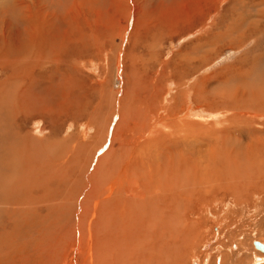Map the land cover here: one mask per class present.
<instances>
[{
  "label": "rangeland",
  "instance_id": "1",
  "mask_svg": "<svg viewBox=\"0 0 264 264\" xmlns=\"http://www.w3.org/2000/svg\"><path fill=\"white\" fill-rule=\"evenodd\" d=\"M262 13L264 14V0H0V80L9 79V75L14 70L12 67L16 66L15 60L19 59L24 70H28L26 83L23 82L22 85L25 90L28 89L26 94L31 96L29 102L34 107V111L37 108L41 110L36 115L26 116V112L16 104L17 108L14 112L16 117L13 120H3V118L2 123L8 125L9 131L20 132L21 129L24 132L31 133L32 131L29 136L32 138L36 136L35 138L39 141L49 140L55 135L54 138L59 141L64 142L67 138L69 147H76L79 144L81 146L75 156L65 154L64 147L48 146L50 147L49 154L54 155L53 158L58 160V167L62 171L54 170V172H59L61 175L52 176L53 170L49 171V166L42 172L47 183L42 187L41 178L37 177V180L36 178L32 180L30 190L20 187V183L13 179L20 188L6 200L7 196L2 188L10 183V174H17L18 180L23 181L24 179L20 163H17V160L21 158L13 159L9 155V165L4 167L5 169L0 168L2 173H0V197L4 199L0 200V234L17 235L18 239L14 240L17 245L19 241H22L20 236L23 231L13 230V227L19 225L26 229L29 215H34L41 209L43 210L40 211V213L43 212L41 215L36 213L38 217H42L41 220L45 218V223L41 222L42 226L40 225L41 234L44 235L41 237L52 234L55 229L58 232L60 230L71 232V228H74L72 218L64 220L59 225L60 218L57 217H60L58 215L61 211V214H64L62 217L68 216L69 218V215L73 213L72 207L76 208L77 203L75 202H79L76 201L78 195H81V192L83 194V190L87 187H91L86 185L94 184H91L90 179L86 177V173L91 175L89 170L92 167L87 165L93 163L94 159L101 158L102 160H99L101 163H106L108 160L111 163L126 160L129 161L130 166L132 164L130 161L133 162V159L139 156L144 161L151 160V166L157 165L155 173H158L161 171L158 168L165 169L163 163L165 156L178 158L180 154H184L185 159L190 161H203V172L198 171L196 174L204 179L208 171L206 170V164H208L206 159H210L208 147L215 146L217 147L216 153H218L216 159L210 162L212 165L216 162L222 165L221 171H223L221 174L217 171H208V173H215L212 179V184L215 183V198L210 201L211 197L204 195V207V204L198 207L190 200L188 210L182 213V220L184 219L188 224L197 223L199 220L203 224L200 230L201 235L195 238L197 233L194 229L187 231L184 235L186 240L194 236L187 244L189 249L185 247L187 249L185 252L181 250L177 256L173 254V263L203 264L206 260V264H215L214 261L219 263L217 257L223 255L227 256L225 264H264V254L253 246V242L264 245V144H262L264 143V118L256 119L257 122L252 118L247 122L235 123L234 125H237L240 130L236 132L237 134L223 133L230 131L231 126H234L230 118L234 111L237 112L238 108H243V106L230 105L231 110L222 106L224 101L240 100L236 97L237 93L249 92V89L245 87L237 91V87H234L237 83L232 80H238L241 77H244L245 81L250 80L248 75L251 74L252 67L248 66L249 62L243 60L247 58L253 62L255 55L252 53L253 46H259L254 44L253 38H248V29L251 28L252 22L257 21L256 16H262L263 20L261 21L260 18L259 20L263 31L259 37L263 36L264 39V15ZM236 18L240 23H235ZM233 24H236L239 29ZM236 34H239L240 38L236 37L239 36ZM216 35L220 37L222 35L227 44L222 42V45L219 41L220 44L216 43L218 45L214 44L208 48L207 41L212 40L213 37L214 41ZM235 38H239L242 42ZM194 48H200V50L195 51ZM205 49L206 53L211 54H206ZM30 55L36 56L35 59L34 57L31 59ZM204 56L209 60L207 64L205 62L202 66L196 64V61H202ZM198 65L201 67L200 70ZM236 68L240 72L236 71ZM245 70L249 71L245 73ZM260 71L258 75L262 77V71ZM239 73L240 76H237ZM215 74L219 77L202 83ZM120 81L121 84H119ZM219 81L221 83H217ZM249 82L251 83L246 86L252 85V80ZM205 84L206 86L201 87ZM228 92L230 94L232 92L234 96ZM187 93H190L189 96ZM0 94H2L1 89ZM10 94L11 92L0 96L2 99L0 107L5 99L10 98ZM225 94L230 95L229 98ZM198 98H202L200 102ZM251 108L254 107L251 106ZM251 110L253 112V109ZM121 111L125 112L117 113ZM129 111H134L132 112L134 116L143 119L139 120L137 128L133 121L123 123L127 118L126 116L122 118V115ZM41 113L49 114V118L42 116ZM106 120L109 121L108 125ZM116 121L121 126H117ZM122 124L126 126L123 125V127ZM186 124L188 127L201 124L203 131L200 132V129L195 128L192 139L190 129L187 138H184L182 133ZM2 126L5 127L3 124ZM23 131L18 137H21ZM197 132L200 134L197 135L198 137L203 134L202 141L195 136ZM165 136L169 139L165 140ZM178 136L179 138H176ZM8 140L9 145H12V141ZM233 140L239 143L256 142L258 144L259 142L263 145L262 150L257 147V150H243L244 159L249 162L255 161V165L260 170L258 174L255 171H247L244 172L245 175L244 173L243 175H232V181L235 184L231 183L230 176L227 172L225 173L226 164L222 163L225 154L221 149L223 145L230 149L235 142ZM111 141L112 144H110ZM3 144L5 142L0 139V145ZM88 144L90 145L89 152L86 149ZM199 146H201L202 154L199 153ZM82 147H85L84 151ZM2 156L5 157L0 154V164L3 162L1 161ZM48 156V150L42 147L38 155H27L25 159L43 160ZM238 162L244 165V162ZM59 163L67 165L66 168ZM124 166L129 168L127 162ZM244 168L241 166L240 170ZM144 169L143 167L140 173L144 174ZM19 171L22 173L19 174ZM77 171L85 176L79 179L82 175ZM46 174L49 175L48 178ZM77 174L80 176L77 177ZM94 179L97 180V177ZM75 180L84 182H81L82 185L81 183L76 185ZM204 180L207 181L208 178L205 176ZM106 183L108 179L104 176L102 188H107ZM219 185L226 186L228 189L220 190ZM27 199L30 200L27 202ZM18 202L26 203L24 206H18L16 204ZM48 203L53 205L50 210V204L47 207ZM54 204L59 207L53 208ZM173 207L171 213L176 209L175 206ZM7 208L13 211L11 217H7V214L3 212ZM45 209L46 211L48 209V212L44 213ZM68 212L71 213L68 214ZM53 215L55 217H52ZM48 218L50 221L47 220ZM56 222L59 223L55 224ZM35 238L38 241L41 240L39 244L36 241L32 248L25 251L21 246L13 250L9 242L4 240L8 237L0 236V264H41L42 260H44L43 264H55L54 260L48 263V255L55 252L62 244L56 240L49 241L50 238H48L45 244L52 250L47 253L41 244L44 240L39 239L36 234ZM73 251L74 249L69 252L65 251L70 261L75 252ZM99 255V252H93L89 262ZM63 257H56V263H61ZM169 262H171L170 258L161 260V264Z\"/></svg>",
  "mask_w": 264,
  "mask_h": 264
},
{
  "label": "bare ground",
  "instance_id": "2",
  "mask_svg": "<svg viewBox=\"0 0 264 264\" xmlns=\"http://www.w3.org/2000/svg\"><path fill=\"white\" fill-rule=\"evenodd\" d=\"M248 15H250V14H248ZM247 17H249V16H247ZM259 18L261 19V21L263 20L262 16H256L257 21L252 22L251 28L248 29L249 34L247 33L248 38H253L254 44H257L259 47H257L255 45V47L253 46L254 49L253 50L251 49L252 53L255 54V55L253 54L254 55L253 62L249 61L247 58H245L243 60L244 62H249L250 65H248V66L252 67L251 74L250 75L247 74L250 77L249 81L252 80V85L246 86L248 83H251V82L245 81L244 77H241L238 80H232V82L237 83V85L234 86V87H237L236 88L237 91L239 89L241 90V88L243 89V87H245V89H249V92L243 91V92L237 93L236 97L239 98L240 100H237V101L230 100V101H224L222 103V106L224 108H227V107L229 108L230 105H236L237 107L243 106L244 109L241 107L240 109L238 108L237 112H235V111L233 112L232 117L230 118L231 120H233L232 121L233 125L235 123L247 122V121L251 120L252 118L255 119V122H257L256 119L264 118V109H263L264 108V39H263V36L259 37V36H261L260 34H262V31H263V29L260 28L261 21L259 20ZM249 19H251V18H249ZM245 20L246 19H244V21ZM236 21L237 22H235V23L239 22L237 20V18H236ZM249 21L251 22V20H249ZM250 22H248V23H250ZM233 25H236V24H233ZM249 25H247V26H249ZM228 29H229V27H228ZM238 29H239V27H238ZM242 29L244 31V28H242ZM245 30H247V29L245 28ZM230 31H231V29H230ZM227 33H228V31H227ZM232 35H233V33H232ZM236 35H239V34H236ZM213 36L215 37V35H213ZM226 37H228V35ZM236 37L240 38V35L236 36ZM213 38H211L212 40L207 41L208 45H206V46L208 48L211 47L212 45L218 43L219 41L221 42V44H222V42H225V44H227L226 43L227 41L224 40L222 35H221V37L216 35V39H214V41H213ZM239 38H235V39H238V41H239ZM257 40H258V42H257ZM239 42H242V41H239ZM218 44H220V43H218ZM218 44H216V45H218ZM241 46H242V44H241ZM221 47H223V46H221ZM235 47H237V45H235ZM202 48H201V50H202ZM194 50L195 51L200 50V48H194ZM202 51H204V50H202ZM206 51L207 50L205 49V53H206ZM208 54L210 55L211 53H208ZM30 56H31V59H32V57H34V59L36 57L34 55H30ZM199 57H197V59H199ZM190 60H192V59H190ZM207 60H208V58L204 56V59L202 61L197 60L198 63L196 61V64H199L202 66L204 62L205 63L207 62ZM192 61H195V60H192ZM30 62H32V61H30ZM15 65L16 66L12 67L14 70L12 71V74L9 75V79L3 78L0 80V89L2 90V94H0V96L1 95L2 96L8 95L11 92L10 98L5 99V101H4L6 104L3 102V105L0 107V122H1V124H0V133H1L0 139L3 140V142H5V144L0 145V154L5 156V157H3V156L1 157V161H3V162L0 164V168H4L7 165H9V155H11V157L13 159L20 157L21 159L17 160V163H20L21 169L23 171L22 176L24 177V179H23V181L18 180L16 178L17 174H14V173L10 174V178H11L10 183L8 184L7 187L2 188L4 194L7 196L6 200H8L11 197L10 196L11 194L14 195L13 193L17 192L20 187H25L26 190H30V185L33 183L32 180H34L35 178L37 180V177L41 178V183H42V187H43L47 183V181L43 177L44 175H42V172L44 169L48 168L49 166H50V169H48V170L49 171L53 170L51 172L52 176L59 177L61 175V173H59V172H56V171L54 172V170H59V171H61V170L58 167V160L53 158L54 155L51 156L49 154V148L50 147L48 148V146L64 147V153L68 154L70 156H72V155L75 156L77 151L79 152V150L81 149L80 144H79V146L76 145V147H74V146L69 147V144H68L69 140H67V138L63 142V141L56 140L54 138L55 137V135H54V137H50L49 140L39 141L36 139L37 138L36 136H35L36 138L34 137L35 139L29 136V135H31L32 131H31V133L27 132V131L24 132L23 129H21L20 132H17V131L14 132V130L9 131L7 129L8 125L6 123L5 124L2 123L1 120L3 118H4L3 120H5V119L13 120V118L16 117V115L14 114V112L16 111V108H17L16 104H18L26 112V116H29L31 114L36 115V114H38V112H41V110L38 108L34 111V107L29 102L31 96L26 94V93H28V89L26 88V90H25V88H23V85H22L23 82H25V80L27 79L28 75L26 73L28 70L27 71L24 70V66H22L23 64L20 62L19 59L15 60ZM187 65H188V63H187ZM199 65H198V68L200 70L201 67ZM260 69L262 72L260 71ZM16 71H18L19 73H17ZM236 71L240 72L238 70V68H236ZM245 71H246L245 73H247L249 70L248 71L245 70ZM259 71L262 73V77H259V75H258ZM242 72H244L243 69H242ZM218 74L212 75L210 78H207V79L205 78L206 80L203 79L204 81H202V83L203 82L205 83L210 79L218 78L220 75V74L219 75ZM15 76H17V77H15ZM237 76H240V73L237 74ZM220 80H221V78H220ZM188 83H189V81H188ZM188 83L186 84V86L188 85ZM217 83H221V81H219ZM3 84H4V86H3ZM119 84H121V81L119 82ZM204 86H206V84L201 86V87H204ZM177 87H179V86H177ZM184 87H183V89H184ZM180 89H179V91H181ZM189 92H190V90H189ZM220 92H221V90H220ZM225 92L227 93V91H225ZM244 92H246V93H244ZM199 93H201V92H199ZM189 94H188V96H189ZM235 94H236V92H235ZM230 95L231 96L233 95L232 92ZM225 96H226V94H225ZM229 96H226V97L229 98ZM186 97H187V95H186ZM220 97H221V95H220ZM236 97H235V99H236ZM201 99L202 98H198V102H200ZM230 99H233V98H230ZM0 100H2V99H0ZM65 101L67 103V99ZM198 104L200 105V103H197V105ZM245 104H247V105H245ZM62 105H63V103H62ZM245 106H247L248 108H246ZM251 106L254 108H251ZM46 108H48V107H46ZM251 109H253V112ZM51 111L53 112L52 109H51ZM124 112L125 111H121V112H117V113L123 114ZM132 112H134V111H132ZM132 112L129 111L126 113L127 115L126 114L122 115V118L123 117L125 118V116L127 118L123 123L125 124L126 122L133 121V124L135 123L136 128H137L138 122L141 119H138V117L134 116L135 114ZM45 114L43 115L41 113L42 116H48V118H49V114L48 115H45ZM136 115H138V114H136ZM166 116L168 117V115H166ZM228 116H230V115L228 114ZM117 117H119V116H117ZM224 117L227 118L225 115H224ZM54 118L56 119L57 117L55 116ZM116 120L118 121L119 119L116 118ZM134 120H136V121H134ZM200 120L202 121V119H200ZM108 122L109 121L106 120L107 125H108ZM225 122H227V121H225ZM225 122H223V123H225ZM2 124L6 128L3 127ZM55 124H56V122H55ZM119 124L120 123H118L117 126H121V124L120 125ZM124 124H122V126ZM190 124H191V122H190ZM200 125H192L189 127L187 124H186V126L184 125L185 128H184V131L182 133L184 138H187V134L189 133V131L191 129L190 136L193 139L195 128L200 129V132H201L202 128ZM99 126H101V125H99ZM124 126H126V125H124ZM220 127H221V124H220ZM136 128H134V129H136ZM222 128H220V130ZM131 130H129V131H131ZM22 131H23V133H22V135H20L21 137H18ZM138 131H140V129ZM236 132H240V130H239V127L237 125H234V126H231L230 131H225L223 133H227V134L232 133L233 134ZM46 133L48 134L47 131H46ZM127 133H128V131H127ZM216 133H214V134H216ZM95 135L97 137V134H95ZM197 135H200V134L199 133L195 134V136H197ZM15 136H17V137H15ZM37 136H38V134H37ZM202 136H203V134L199 137L197 136L199 141H202V138H203ZM176 138H179V136ZM8 139H10L12 141V145H9ZM39 139H41V138H39ZM168 139L169 138L167 136L165 138V140H168ZM195 139H196V137H195ZM224 139H225V137H224ZM211 140H213V139H211ZM236 140H239V139L236 138ZM236 140H233V141H235L233 143V146L230 144L232 146L230 149H228V146L223 145L224 148L221 146V149L225 154V156H224L225 159L222 162V163H224V165L226 164L224 170H225V173L227 172V174L230 176L231 183H233V184H235V183H234V181H232V175H241V174L243 175V173L247 172V171H255L256 174H258L260 168L257 165H255V161L249 162V161L244 159L243 150L244 149L245 150H257V148L262 150L263 149L262 144H264V143L261 144L259 142H258V144L256 142L255 143L254 142L253 143H251V142L250 143H239V141H236ZM204 142H206V141H204ZM60 143H63V144H60ZM210 143H212V142H210ZM110 144H112V141ZM218 144H219V142H218ZM254 144L256 146H254ZM208 146H209V144H208ZM42 147H44L45 149L48 150L49 156L46 159H43V160L25 159V156H27V155H32V156L38 155L39 152L41 151ZM84 148L85 147H82V151H84ZM187 148H189V147L187 146ZM208 148H209V155L208 156L210 159H208V160L206 159V161H208V164H206V170L214 171V172L217 171L218 174H221L223 172V171H221L222 165L217 164V162L215 163V165L211 164V162L216 159V154L218 153V152L216 153L217 147L213 146V147H208ZM86 149H87V152H89L90 145L86 146ZM200 150H201V146H199V153L202 154V152ZM111 151L112 150L110 147V152ZM207 151H208V149H207ZM206 154H208V152ZM256 154H258V153H256ZM142 155H143V153H142ZM107 156H108V154H107ZM92 158L93 157L91 156V159ZM131 158H132V156H131ZM99 160H102V159L101 158L100 159L99 158L94 159L93 163L90 160L91 163L87 165L88 167H90V166H92V167H90L91 169L89 170V174H91V175H88V173L85 172L87 174L86 177H88V180L90 179L91 184L92 183H94V184L93 185H90V184L86 185V186H91V187L90 188L87 187V189L83 190V194L81 192L80 193L81 195H78L79 197L77 198L76 201H79V202H75V203H77V204H75L77 209L75 207H72L73 213L71 215H69V218H68V216L62 217V215H64V214H61V211H59L61 215L58 213L59 214L58 216H60V217L56 216L58 219L60 218L59 219L60 220L59 225H61V223L64 222V220H67V219L70 220V217L72 218L74 228H71V232L70 231L64 232L63 230L62 231L60 230L58 232L55 229V231L53 232L54 234L53 233L52 234H46L45 237H41L44 235L41 234L40 225H41V222L45 223V221H44L45 218H43L41 220L42 217H40V216L38 217L36 215V213H40V211H43L40 208L41 210L39 212L36 211L34 215H29V212H27V214L29 215L30 218L27 221L28 223L26 224V226H27L26 229L21 228L19 225H16L14 227L12 226L14 228L13 230L23 231L22 235L20 236L22 241H19L17 245L14 242V240L18 239L17 235H12V234L7 235L6 233H1L0 236L8 237V239H4V240L9 242L8 244L11 245L13 250H15L16 247L21 246L26 251L27 249L32 248L33 243L38 241L35 238V234H36L39 239L42 238L44 240L41 244H42V248L47 253H49L52 250V248L50 249L49 246H46L45 241H47L48 238H50L49 241H55L56 240L59 244H62L63 246L60 245L55 252L49 253L48 258H47L48 263L52 262L54 260L55 264H57L55 258L56 257L58 258L60 256H64L63 259L61 260V263H59V264H161V260L163 258H170L171 259V262H169L168 264H176V263H173L172 255L174 254L177 256V253H179L181 250L185 252L187 250L186 248L189 249L187 244L194 237V236H191V238H190L188 236L190 239L186 240V238L184 236L185 233L187 231H190L191 229H194L197 233V235L195 236V238H196L197 236L201 235L200 230H201V225H203L199 220H197V223H189L188 224L186 221H184V219L182 220V216H183L182 213L187 209V207H189V204L191 201H192V204H197V206L204 204V195L210 196L211 197L210 201L215 198V196H214V194H215L214 184L215 183L212 184V179L215 176V173L212 174V173H208V171H207L206 175H205L208 178L207 181L204 180L205 176H204V179H202V177H198V174H196V173L198 171L203 172V165H202L203 161L202 162L196 161V160L190 161L188 159H185L184 154H180V156H178V158H169V157L165 156L163 159L165 169L164 168L163 169L158 168L161 170L160 172L158 171V173H155V169H156L157 165L155 167H153V166H151V162H150L151 160L150 161H144L139 156L136 157L135 159H133V162L130 161V163H132L130 166L128 165L129 161H126V160L119 161V162L115 161L112 163L109 160L106 161V163H101V161H99ZM105 160H106V158H105ZM105 160H103V161L105 162ZM159 160H161V159H159ZM238 161L244 162V165L239 164ZM125 162H127V166L129 167L128 169L126 168V166H124ZM204 162H205V160H204ZM59 164H62L64 166V168H66V166H67L63 163H59ZM154 164H156V163L154 162ZM241 166H243L245 168L240 170ZM143 167L145 168L143 170V172H145L144 174L140 173V172H142L140 170ZM19 172H20L19 174L22 173L21 171H19ZM77 172L80 173L79 171H77ZM250 173L254 174V172H250ZM51 175H50V177H51ZM78 175L79 174H77V177H78ZM80 175H82V176H80ZM80 175H79L80 176L79 179L81 177L85 176V175L83 176V174H81V173H80ZM244 175H245V173H244ZM246 175H248V174H246ZM48 176L49 175L46 174V178H48ZM104 176L107 177V179H108V183L105 184L106 185L105 187H107V188H102ZM86 177H85V180H86ZM95 177H97V180L94 179L95 180L94 181L93 178H95ZM20 178H21V176H20ZM13 179L17 180L20 183V187L17 185L18 184L17 182H16L17 184L14 182ZM8 180H10V179H8ZM69 181H70V185H71V180L69 179ZM75 181H76V185L82 182L80 180H79V182L77 180H75ZM90 181H89V183H90ZM82 183H81V185H82ZM86 186H84V188ZM75 188H76V186H75ZM79 188H81V187H79ZM82 189H83V187H82ZM219 189L220 190H227L228 187L219 185ZM78 191H80V190H78ZM30 199H27L26 201L28 202ZM71 199H72V197H71ZM0 200H4V199H2L0 197ZM38 200H39V198H38ZM47 200L49 201V199H47ZM43 201H42V203H43ZM215 201H216V199H215ZM25 203L24 202H18L16 204L18 206H24ZM32 203H33V205L35 204L34 201ZM50 203L47 204L48 205L47 207H49ZM52 203H54V202H52ZM29 204H31V203H29ZM60 204H62V203H60ZM71 204H72V202H71ZM14 206H16V205H14ZM41 206H42V204H41ZM52 206L50 204L49 210H50V208H52ZM54 206L55 207H53V208H56L57 206L59 207V205L56 206L55 204H54ZM173 206H175L176 209L173 211V213H171L170 211H172L171 209ZM204 206H205V204L203 205V207ZM25 207H24V209H25ZM60 207H61V205H60ZM8 208H10V207L8 206ZM8 208L6 209V211H3V212H5L7 214V217H11L13 214V211L8 209ZM62 208H64V207L62 206ZM67 208H65V209H67ZM51 210L54 211V209H51ZM202 210H203V208H202ZM53 211H51V212H53ZM68 211H71V210H68ZM45 212H48V209H47V211L45 209L44 213ZM41 213H43V212H41ZM41 213H40V215H41ZM69 213H71V212H68V214ZM65 214H67V212H65ZM180 214H181V217H180ZM44 217H46V216H44ZM52 217H55V216L53 215ZM49 218L51 219V216H49ZM49 218L47 220L50 221ZM58 219H57V221H59ZM52 223H53V221H52ZM58 223L56 222L55 224H58ZM59 225H58V227H59ZM64 227H66V226H64ZM64 227L62 229H64ZM55 228H57V227H55ZM32 233H34V234H32ZM39 241H41V240H39ZM39 241L37 242L38 244H39ZM191 245H193V244H191ZM73 249L75 252L73 251L74 255H73L72 260L70 261V260H68L69 257L66 256L67 254H65V251L69 252V250H73ZM256 250L259 251L258 249H256ZM93 252H99L100 255L95 257L91 262H89V260H91V256H92ZM259 252L264 254V251H259ZM71 257H70V259H71ZM180 258H182V257H180ZM217 259L219 260V263L214 261L215 264H225L227 261V256L225 257L222 255L220 257H217ZM43 262H44V260L41 261V264H43ZM51 264H54V263H51ZM193 264H196V263H193ZM203 264H206V260L203 261Z\"/></svg>",
  "mask_w": 264,
  "mask_h": 264
},
{
  "label": "water",
  "instance_id": "3",
  "mask_svg": "<svg viewBox=\"0 0 264 264\" xmlns=\"http://www.w3.org/2000/svg\"><path fill=\"white\" fill-rule=\"evenodd\" d=\"M253 245L256 249H258L259 251H264V246L261 245L260 243L258 242H253Z\"/></svg>",
  "mask_w": 264,
  "mask_h": 264
}]
</instances>
